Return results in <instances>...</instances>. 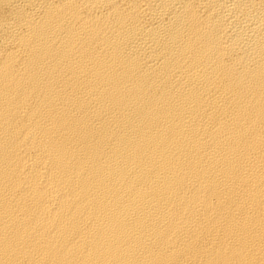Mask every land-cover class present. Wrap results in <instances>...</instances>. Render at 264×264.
Returning <instances> with one entry per match:
<instances>
[{"label":"bare ground","instance_id":"obj_1","mask_svg":"<svg viewBox=\"0 0 264 264\" xmlns=\"http://www.w3.org/2000/svg\"><path fill=\"white\" fill-rule=\"evenodd\" d=\"M0 264H264V0H0Z\"/></svg>","mask_w":264,"mask_h":264}]
</instances>
